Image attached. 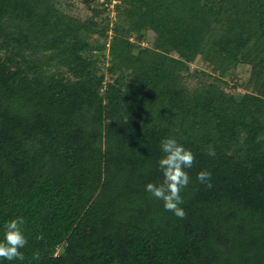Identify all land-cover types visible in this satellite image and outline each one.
Segmentation results:
<instances>
[{
    "label": "trees",
    "instance_id": "obj_1",
    "mask_svg": "<svg viewBox=\"0 0 264 264\" xmlns=\"http://www.w3.org/2000/svg\"><path fill=\"white\" fill-rule=\"evenodd\" d=\"M84 1L0 0V239L22 216V264H264V0ZM165 138L195 156L183 219L145 191Z\"/></svg>",
    "mask_w": 264,
    "mask_h": 264
},
{
    "label": "clouds",
    "instance_id": "obj_2",
    "mask_svg": "<svg viewBox=\"0 0 264 264\" xmlns=\"http://www.w3.org/2000/svg\"><path fill=\"white\" fill-rule=\"evenodd\" d=\"M161 150L164 155L158 161V166L163 174V181L159 185L148 183L145 191L155 199L163 201L165 211L172 212L176 217L183 219L186 217V212L180 207L183 204L181 190L190 183V177L185 169L193 166L195 156L175 138L163 139ZM210 154L214 153L210 151ZM211 176V172L201 171L197 175V180L211 188ZM24 223V217L20 216L4 224L3 238L0 239V260L10 262L18 260L21 264L25 260V253L21 249L26 248L29 242L22 230ZM38 239L43 240L44 237L41 235ZM32 259H40L39 251L33 253Z\"/></svg>",
    "mask_w": 264,
    "mask_h": 264
},
{
    "label": "rangeland",
    "instance_id": "obj_3",
    "mask_svg": "<svg viewBox=\"0 0 264 264\" xmlns=\"http://www.w3.org/2000/svg\"><path fill=\"white\" fill-rule=\"evenodd\" d=\"M63 8L65 11L73 17L79 18V19H86L91 15L90 10L86 7L85 1L84 0H60ZM103 2L104 0H99ZM114 17V14L112 15ZM154 39V34L150 32L147 37V42H152ZM145 42L144 45H147L148 43ZM192 69H204L207 71H213V68L202 62L199 61L198 63L192 65ZM250 74H251V64L248 62H241L236 71L234 72V75H230L228 77V81L231 84H236V85H242L243 83L247 82L250 79ZM244 88L241 86L239 87L240 91H244ZM237 90V89H236ZM228 91L235 92L233 89H228Z\"/></svg>",
    "mask_w": 264,
    "mask_h": 264
},
{
    "label": "built area",
    "instance_id": "obj_4",
    "mask_svg": "<svg viewBox=\"0 0 264 264\" xmlns=\"http://www.w3.org/2000/svg\"><path fill=\"white\" fill-rule=\"evenodd\" d=\"M115 16V15H114Z\"/></svg>",
    "mask_w": 264,
    "mask_h": 264
}]
</instances>
